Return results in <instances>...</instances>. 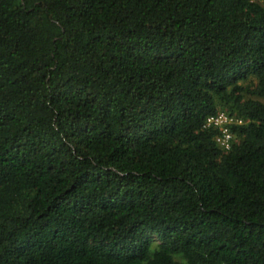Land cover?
I'll return each mask as SVG.
<instances>
[{"label":"trees","instance_id":"trees-1","mask_svg":"<svg viewBox=\"0 0 264 264\" xmlns=\"http://www.w3.org/2000/svg\"><path fill=\"white\" fill-rule=\"evenodd\" d=\"M0 264H264V0H0Z\"/></svg>","mask_w":264,"mask_h":264},{"label":"built area","instance_id":"built-area-1","mask_svg":"<svg viewBox=\"0 0 264 264\" xmlns=\"http://www.w3.org/2000/svg\"><path fill=\"white\" fill-rule=\"evenodd\" d=\"M234 122H241V120L235 119L234 116H230L225 112L207 118L208 126L213 125L219 129L217 143L223 149H229L232 146L234 134L231 130V124Z\"/></svg>","mask_w":264,"mask_h":264}]
</instances>
